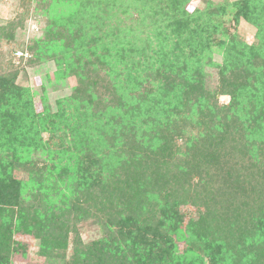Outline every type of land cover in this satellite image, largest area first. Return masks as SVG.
Segmentation results:
<instances>
[{
    "label": "trees",
    "instance_id": "1",
    "mask_svg": "<svg viewBox=\"0 0 264 264\" xmlns=\"http://www.w3.org/2000/svg\"><path fill=\"white\" fill-rule=\"evenodd\" d=\"M189 1L22 0L0 24L13 39L32 2L46 12L27 63L70 85L51 102L43 85L36 111L0 72V264L24 248L15 234L43 264H264V0ZM229 7L253 42L221 27ZM89 219L102 238L83 242Z\"/></svg>",
    "mask_w": 264,
    "mask_h": 264
},
{
    "label": "rangeland",
    "instance_id": "2",
    "mask_svg": "<svg viewBox=\"0 0 264 264\" xmlns=\"http://www.w3.org/2000/svg\"><path fill=\"white\" fill-rule=\"evenodd\" d=\"M204 0H190L187 2L185 9L190 12L195 7H201ZM216 4H225L234 0H212ZM34 2L28 8V11L22 16V20L16 25L14 29L13 39H0V72L17 71L15 77L9 78L8 83H14L19 86L30 89L33 93V102L36 111H41L44 104L40 99L41 87L44 85L48 92L49 101H53L56 96H64L70 92V85L63 89H57L49 85V82L54 81V64L52 61H38L32 65H28L27 61L31 58V52L29 45L32 44L33 40L43 38L45 25L47 21L46 12L37 11L33 8ZM227 8L219 16V22L222 24V28L225 29L226 34L236 33L246 43H251L255 40L256 28L249 24L243 18L236 20L235 11ZM57 11V6L55 7ZM24 11L22 6V0H0V24H6L7 22L15 20L19 14ZM221 30V28H220ZM226 36V35H225ZM223 37L218 33L213 44L211 45V58L214 55L221 54L218 49V38ZM226 38V37H224ZM207 62V61H206ZM211 63L204 65L205 73L207 74L208 83L211 87H214L217 81L216 68L214 63L219 62L218 60L211 59ZM215 63V64H216ZM69 81V79H68ZM67 81V82H68ZM31 95V96H32ZM222 100L227 101L224 97ZM43 140L51 142V138L48 133L43 134ZM15 175H22L17 171ZM234 192H236L239 198L235 201L238 203L242 202L243 196L247 195L246 190L240 185V183L234 184ZM246 192V193H245ZM181 211L185 212V220L190 216L194 215V208L184 205L181 207ZM79 236L83 242H90L98 238H102L101 228L89 219L87 221H80L77 223ZM14 240L18 242H24L25 246L18 252H13L10 255L8 264H43L44 258L38 253V248L34 244L33 239L25 235H14ZM179 251L183 249V243H178Z\"/></svg>",
    "mask_w": 264,
    "mask_h": 264
}]
</instances>
